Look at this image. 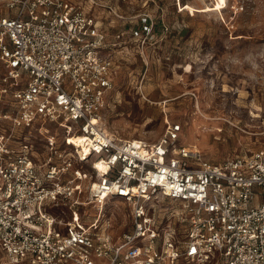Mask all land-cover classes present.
Returning a JSON list of instances; mask_svg holds the SVG:
<instances>
[{"label": "built area", "instance_id": "built-area-1", "mask_svg": "<svg viewBox=\"0 0 264 264\" xmlns=\"http://www.w3.org/2000/svg\"><path fill=\"white\" fill-rule=\"evenodd\" d=\"M123 1L144 10L109 36L75 0H3L0 264H264V147L213 161L177 144V122L153 142L107 128L116 51L153 30L155 0ZM111 198L130 204L119 234Z\"/></svg>", "mask_w": 264, "mask_h": 264}, {"label": "rangeland", "instance_id": "rangeland-1", "mask_svg": "<svg viewBox=\"0 0 264 264\" xmlns=\"http://www.w3.org/2000/svg\"><path fill=\"white\" fill-rule=\"evenodd\" d=\"M75 1L90 8L109 36L144 10L123 0ZM3 4L0 0V8ZM147 10L152 33L136 38L117 58L107 128L122 138L153 142L168 122H177V144L194 146L213 161L264 147V0H155ZM5 107L1 98L0 112ZM24 131L42 147L36 131ZM83 168L88 170V162ZM159 204L180 212L176 201ZM85 211L93 217L98 212L91 206ZM102 211L114 234L131 225L130 204L123 199H109ZM176 216L177 238L183 224ZM168 223L164 220L163 230Z\"/></svg>", "mask_w": 264, "mask_h": 264}, {"label": "crops", "instance_id": "crops-1", "mask_svg": "<svg viewBox=\"0 0 264 264\" xmlns=\"http://www.w3.org/2000/svg\"><path fill=\"white\" fill-rule=\"evenodd\" d=\"M127 26H129V25H126V26H124L123 28H126ZM128 45H130V43L129 44H125V45H123V46H121L120 48H118L117 49V51H116V58H118V59H121L122 57L121 56H119L120 54L122 55V54H124V50L127 48V46ZM136 45V44H135ZM118 52V53H117ZM119 63H120V61H119ZM120 68V67H119ZM118 68V69H119Z\"/></svg>", "mask_w": 264, "mask_h": 264}]
</instances>
